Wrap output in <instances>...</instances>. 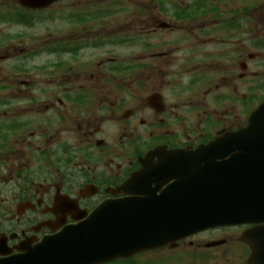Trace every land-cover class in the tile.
Instances as JSON below:
<instances>
[{"label":"flooded vegetation","instance_id":"1","mask_svg":"<svg viewBox=\"0 0 264 264\" xmlns=\"http://www.w3.org/2000/svg\"><path fill=\"white\" fill-rule=\"evenodd\" d=\"M247 3L230 35H79V21L94 19L89 0L24 8V23L71 32L25 35L6 54L25 79L2 81L11 94L0 96V254L106 201L162 196L172 183L159 178L163 166L247 124L264 101V0ZM145 167L136 188L115 192ZM246 229H210L106 264H247Z\"/></svg>","mask_w":264,"mask_h":264},{"label":"water","instance_id":"2","mask_svg":"<svg viewBox=\"0 0 264 264\" xmlns=\"http://www.w3.org/2000/svg\"><path fill=\"white\" fill-rule=\"evenodd\" d=\"M228 139L237 147L229 149L227 154L234 153L233 151L238 154L223 163L229 171L228 175H223L224 188L219 189L223 196L199 198L201 201L197 205L201 209L198 210V206L190 203L188 207L191 211L185 214L168 207L159 209L151 201H146V204L136 201L116 206L117 214L122 217L112 222L101 215L103 212H97L88 223L93 228L75 230L65 236L68 239H54L50 245L48 242L50 247H57L59 251H42L43 254L38 255L35 262L74 264L78 259L87 258L90 261H82L83 264L105 262L163 243L167 238L162 236V232L179 233L182 229L180 224L201 226L209 220L220 222L229 218L264 223V108L251 120L249 129ZM224 208H233L235 213L222 215L217 212ZM76 234L85 235L76 237ZM170 236L169 234L168 240L171 239ZM80 251L93 254H83ZM254 251L252 264H264V228L254 234Z\"/></svg>","mask_w":264,"mask_h":264},{"label":"rangeland","instance_id":"3","mask_svg":"<svg viewBox=\"0 0 264 264\" xmlns=\"http://www.w3.org/2000/svg\"><path fill=\"white\" fill-rule=\"evenodd\" d=\"M81 3H84L87 0H79ZM176 3V5H178V3H183V4H187L190 3L194 0H174ZM156 13L152 12V11H148L146 9V7L144 8V13H143V25H147L149 23L152 22L153 17H155ZM164 20L166 21H171L170 18H164ZM170 23V22H169ZM194 25V24H193ZM192 25V26H193ZM111 26H117V24L112 23ZM198 26V25H197ZM53 27H54V31L53 34L54 35H60V33L65 34V33H70L71 32V28L70 25H66V24H60V23H53ZM97 27H92L90 28V30H94ZM197 31V30H196ZM8 33H13L15 35L19 34V33H28L26 29H24L21 26H16V25H11V24H0V35H6ZM31 33V32H30ZM33 35H41L42 33V29L41 28H37L34 32H32ZM16 46H18L19 44L16 42L15 43ZM21 45V44H20ZM7 48V47H5ZM2 49H4V47H2ZM4 53V51H1L0 54ZM1 64L6 65V61H0ZM1 64H0V69H1ZM2 70V69H1ZM2 73V72H1Z\"/></svg>","mask_w":264,"mask_h":264}]
</instances>
